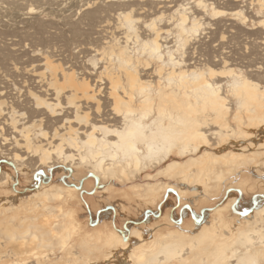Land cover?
Returning a JSON list of instances; mask_svg holds the SVG:
<instances>
[{
	"label": "bare ground",
	"instance_id": "6f19581e",
	"mask_svg": "<svg viewBox=\"0 0 264 264\" xmlns=\"http://www.w3.org/2000/svg\"><path fill=\"white\" fill-rule=\"evenodd\" d=\"M242 1L235 0L229 14L246 22ZM160 2L165 1L104 0L114 10L110 15L114 31L99 35L102 42L97 46L91 38L87 42L91 50L79 62L40 48V60L19 65L17 41L12 40L8 53L1 51L4 58L13 60V67H0V162H10L16 174L27 173L33 161L40 163L39 169L43 164H50L46 167L51 169L70 162L76 169L90 168L103 183L118 179L123 184L143 173L154 181L119 188L110 180L111 184L95 189L102 195L89 202L90 214L109 204L116 215L128 213L134 218L142 208L161 202L169 191L195 205L213 189L239 184L244 191L261 185L264 178L253 179L252 175L256 171L264 176V74L236 70L225 57L216 64L189 57L186 46L197 40L204 26L194 7L212 17L225 15L228 11L219 9L217 3L184 0L167 7V13L164 7L168 4ZM251 3L263 15L264 0ZM96 4L86 0L79 9L65 10L62 23H69L68 28L51 33L54 20H37L38 12L34 13L30 3L28 11L21 12L24 19H18L13 29L26 25L27 33L40 36L42 46L56 45L60 39L72 44L83 36V25L105 11ZM143 14L155 16L144 20ZM71 15H77L78 21L69 19ZM3 17L0 38L12 20ZM104 21L111 22L106 17ZM259 25L264 27V16ZM171 35L176 37L173 45L167 42ZM175 42L179 43L176 50ZM75 45L79 48L81 44ZM82 48L76 50L78 54L84 53ZM11 72L22 77L10 79ZM10 80L13 87L5 86ZM212 135L219 146L226 142L231 149L217 153ZM154 164L158 168L149 170ZM0 173V264H264V208L244 226L236 223L235 230L221 220L223 213L219 212V221L194 234L170 229L160 219L151 231L128 230L130 241L107 220L99 227H87L77 214L85 207L75 193L79 186L40 179V187L30 195L14 196L4 188L12 174L3 169ZM71 197L81 201L80 205L69 202ZM71 229L79 233L75 236ZM135 236L140 245L133 242Z\"/></svg>",
	"mask_w": 264,
	"mask_h": 264
},
{
	"label": "rangeland",
	"instance_id": "374dc122",
	"mask_svg": "<svg viewBox=\"0 0 264 264\" xmlns=\"http://www.w3.org/2000/svg\"><path fill=\"white\" fill-rule=\"evenodd\" d=\"M87 1H89V0H87ZM91 1L92 2L97 1L96 5H98V7L103 6L105 8V11L101 12V14H99L98 17L95 18L96 20H92L93 22H90L91 24L88 23V24H86L87 26L83 25L85 27L83 29L84 30L83 36H78L77 38L75 37L76 40L72 41V44H70L71 41L65 42V41H67L66 39H60V41L57 40L58 43H57V41H55L58 45L57 44L53 45V42H51L52 44L51 43H48V44L44 43L45 46H42L41 44L43 43V41L40 38V36L36 35L38 37H35L34 34L27 33L28 27H26V25H23L22 23L19 24L20 27L25 26L22 28L23 32H21L20 27L18 30L13 29L17 26L18 19L19 20L24 19V15L21 12L28 11V9H26L27 6L30 3H33V6L35 7L34 13L38 12V13H36V19L37 20H43V21L54 20V22L50 25V26L53 25L51 27V31H52L51 33H54L56 30H57L56 32H58L59 30H61V28H65V27L68 28V26H69V23H68V25H65V26L63 25V23H64V20H63L64 17L63 16L65 15V14H63L64 11L69 10L68 12H70L72 10L74 11L75 9H79L80 7L83 6V4L86 3V0H81V1H79V0H43V1H37V0H27V1L26 0H0V17L4 16L3 19L9 18V17L12 19L10 22H8L9 24H7V26H4L5 28H7V30H6L7 33L1 35L3 37L0 38V40H1L0 41V47L4 48V50H2L0 48V62H1L0 67H8L10 69H12L11 67H13V64L11 62L13 60H9L8 56H7L8 59H6V57L4 58L3 53L1 52V51H4V53H6V52L8 53L10 48H12V46L9 47V45L13 43L12 40H14V43H16V41L18 43V44L16 43V45H18V46H16V49H18V50L16 51L15 54L20 57L19 62L16 59L17 57L15 59L19 63V65L25 66V65H28L30 63V61L32 62V60H40L41 56L39 57V55L37 53V50L40 48H44L46 50L47 49L52 50L53 53L54 52L56 53V51H57V54L60 55L61 57H64L66 55L65 59H70L69 57H67V55H68L71 57V60H72L71 62H79L80 60H82V57H84V54L86 55L91 50L90 48H88L89 47L88 43L90 42L91 38H92V41L94 43H96V44H94V43L93 44L95 46H97V45H100L99 44L100 42H102V41H99V40H101L100 37L102 36V34L104 36V35H108V33H110L112 30L114 31L113 19L110 16L111 14L114 13L113 12L114 10L109 9V7L106 6V5H112V4L102 3V2H104V0H91ZM164 1L165 2H162V3L160 2L161 5H163V6L165 3L168 4L167 6L164 7V9H166L167 7L170 8L172 6L176 7L177 4L184 2V0H164ZM186 1L187 2L190 1L191 3L193 2V0H186ZM210 1L217 3L216 5L218 6L219 9L225 10V11L227 10L228 12L223 16L212 17V16H210L209 13H206V11L203 12L202 9H200V7L199 8L197 6L194 7L195 8L194 9L195 14H200L199 17L204 19V20H202V22H204V26H203V30L199 32V35L197 36V40H192L191 44L186 46L187 47L186 51L189 54V57L190 58L192 57L198 61L202 60L204 62H211L212 64H216V63L220 62L221 58L225 57L229 60V64L232 65V67L236 70H243L246 72H251V74L259 72L260 74L263 75L264 74V43H263L264 42V27L263 26L261 27L259 25V19L262 16H264V13H263V15H262V13L257 14L256 5L253 6V4L251 3V1L253 2V0H248L249 2L247 0H244L241 2L240 5L244 6V10H245L244 15H247L248 19L246 22H243L240 19H237L236 17L231 16L229 14L231 12L232 3L235 0L234 1L233 0H210ZM207 2H209V0H207ZM6 4H8V5H6ZM192 5H194V4H192ZM57 6H58V8H57ZM59 6H62V7H59ZM64 6H66V7H64ZM175 7H173V8H175ZM46 9L48 10V12L44 13V10H46ZM52 10H55V12H54L55 14L53 17L50 14L52 12ZM29 11H31V10H29ZM166 12L168 13V12H170V10L166 9ZM6 14H8V15H6ZM146 15L147 14H143L141 17H143L144 20H148L151 16H153V17L155 16V14L154 15L149 14L147 17H146ZM65 16H67V15H65ZM76 16H74V18L72 16L69 19L74 20V21H78L79 18L75 19ZM105 17L110 18L111 22L110 21L109 22L104 21ZM65 19H68V18H65ZM49 22H51V21H49ZM56 23H57V25H56ZM58 23L59 24L61 23V24L59 25ZM162 23L164 26H167V24L165 22H162ZM2 24L5 25L6 21L5 20L2 21ZM98 24L100 27L97 26ZM103 24L106 26V28H103V26H104ZM8 27H10L11 29L8 30ZM58 28H60V29H58ZM100 29H102V30H100ZM31 30H33V29L31 28L29 31H31ZM119 30L117 29L115 33L119 34L118 33ZM102 31H103V33H102ZM13 34H16V35H13ZM222 34L225 35L224 39L221 38ZM5 35H8V36H5ZM99 35H100V37H98ZM87 37H88V39H87ZM170 38H172V39H170ZM173 38H176L175 35H171L167 40V42H169L170 45H173L172 44L173 42H171V41H173ZM63 41H64V43H63ZM76 43L81 44V45H79L80 47L79 46L78 47L79 48L83 47L81 50L84 53L78 54V52L76 50H78L79 48L75 47ZM178 44H179L178 42H175V45L173 48L174 50L177 49ZM221 44L223 46H221ZM36 45H38V46H36ZM60 45H63V46H60ZM5 50H6V52H5ZM178 50H179V48H178ZM175 52L177 53V51H175ZM197 54H198V56H197ZM5 60H6V62H5ZM25 61L27 63H25ZM38 63L39 62L37 61L36 64H38ZM17 74L15 72H11V75L8 77L10 79L11 78L12 79H20L22 76H18ZM11 81L12 80H10L9 83L5 84V86L6 85H7V87L11 86L12 85ZM11 87H13V86H11ZM11 87H9V88H11ZM50 129H51V127L48 128L49 131H50ZM215 139L216 138L214 137V135H212L211 141L213 143H216L213 145V147H217V150H216L217 153L224 154V152L226 153L231 149V146H228L226 142L222 143L219 146L217 144L218 141L216 142ZM32 164H34L33 168L28 169L27 173H19V174L17 173L16 174V168L14 167V165L10 164V162H7V161H1L0 162V170L1 169L8 170V172L12 174V176L9 178L10 179L9 182L6 185L4 184V188L6 190H8L11 195L15 196L16 193H18L19 195H22L23 193H25V196L30 195L34 191V189L40 187V185H41V184H39L40 179L46 180V179L52 178L54 181L59 182L60 185H66V186L71 185L74 188H76L74 185L79 186V188L75 189V193H76L77 197L82 198V201H83L86 208L83 207V209H82L83 211L78 210L77 214L82 221H86L88 223V226L87 225L86 226L92 227V228L99 227L98 224L104 225V223L107 220V223H110L112 227L117 229L119 231L118 232L119 234L122 232V234L125 235V238H127V240L129 239L130 241H131L130 238H131L132 234L128 235V230H133L136 227H140L141 229L146 228L147 231H148V229L151 231V230L155 229L154 228V225L156 224L155 222L160 221V219H161V222H164L167 225H169L170 229L177 230V232H180L182 234H186V233L194 234V233H196V231L198 229L200 230V227L203 228L206 225L209 226V224H213L217 220L219 221V219L217 218V216H218L217 214H219V212L223 213V217L221 220H224L226 225L231 230H233V228L235 230V224L236 223L238 224L236 226H239V225L241 227L244 226L246 224L245 222H247V220L249 219L250 216H252V219H253L254 217L258 216V213L260 212V210L262 208H264V180H263L261 185L258 186L259 188L256 186H250L247 189H243L244 191H241L239 189L238 183H237L238 185L225 186L224 188H221L219 190L213 189L212 193H210V194H208V192H206L207 193V195H206L207 200L202 198L201 200H203V201L195 202V205L194 204L192 205V202H190L189 200H186L183 202L180 201L179 196H177L175 193L173 194V191H169V195L166 196L167 198L165 197L161 202H160V200H158L159 202H154L152 204V206L142 208V212L140 213V215L138 217H135V218L132 215L129 216L128 213L116 215L113 212V210L110 208L109 204L106 206L100 205L101 208H100V206H98L99 209H97V210L93 209V211H92L93 213L90 214L89 202L91 201V199L97 200L96 198H99L102 195L100 191H97V192L95 191L96 188H99V187L101 188L104 185H107L108 183L111 184V182L115 183L116 186H118L119 188H123V187L127 188L130 185V183H137V182L138 183H145L146 181H154V180H150V179L146 178L144 176V174L142 173L141 175L138 174L136 177L132 176L130 182H124L123 184H120V182H119L120 180H118V179L117 180L107 179L106 180L107 182L105 181L106 183H103L101 180L96 179V176H94L91 173L90 168L87 169L88 167L87 168L86 167H79L78 169H76L75 166H71L72 163H70V162L67 163L71 166L69 169L65 168V166L67 165L66 163L59 164V165H57L51 169L47 168L50 166V164H47L48 166L46 164L45 165L43 164L44 166L41 165L40 169L38 168L40 163H38V162L34 163V161H33ZM69 165H67V167H69ZM158 165H155L154 169L149 168V170L151 169V170L155 171V169L158 168ZM163 165H165V163H163L162 166ZM63 166H64V168H63ZM85 169H87V170H85ZM74 170L76 172H74ZM40 171H42V172H40ZM70 171H73V172H70ZM42 173H44V174H42ZM72 173H73V175H72ZM253 173L255 174V175H252L253 179L264 178V176L262 174H260V173L258 174V173H256V171H253ZM1 176L2 175H0V177ZM64 176H66V177H64ZM93 176H94V178H93ZM256 176H258V177H256ZM234 177H237V176H233L232 178H234ZM110 180H111V182H109ZM79 182H80V184H79ZM171 182H174V181H171ZM2 184H0V185H2ZM30 184H31V186H30ZM174 184H176V183L174 182ZM26 188H28V189H26ZM91 193L94 196H92ZM99 193H100V195H98ZM242 193H243V195H242ZM203 197H204V195H203ZM74 198L75 197H71L70 199L68 198V201L72 202V204L74 206L80 205L81 201H77V199H74ZM169 199H171V200H169ZM204 204H205V206H204ZM107 207H109V208H107ZM187 207H188V209H187ZM210 209H211V211H210ZM207 210L209 211V213ZM203 211H205V212H203ZM151 213H152V215H151ZM105 214H107L106 215L107 217L105 216ZM199 214L201 217H200V219L197 220L196 218L198 217ZM156 215L157 216L159 215V216L157 217ZM83 217H85V218H83ZM91 219H93V220H91ZM95 219H99V221L97 222V220H96V223L93 224V222H95ZM177 220H179V221H177ZM102 222H104V223H102ZM131 222L133 224H131ZM138 223H140V224L138 225ZM135 224H137V225H135ZM63 230H66V229H63ZM63 230H62V233L65 235V232L67 230L66 231H63ZM71 232L74 235H75V233H76V235H77V233H79L77 231H74L73 229H71ZM89 232H91V231H89ZM135 238L136 239H134L133 242L137 241L135 244L140 245L141 243L139 240H137V236H135ZM114 242H115V240H114ZM118 245L121 246V244H118Z\"/></svg>",
	"mask_w": 264,
	"mask_h": 264
}]
</instances>
